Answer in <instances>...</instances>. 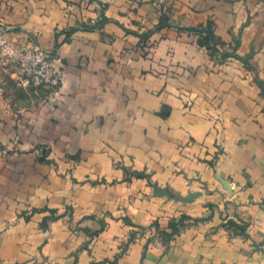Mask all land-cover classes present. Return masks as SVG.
<instances>
[{
	"label": "crops",
	"instance_id": "0c3cea01",
	"mask_svg": "<svg viewBox=\"0 0 264 264\" xmlns=\"http://www.w3.org/2000/svg\"><path fill=\"white\" fill-rule=\"evenodd\" d=\"M164 5L173 27L156 0H0L2 37L63 80L12 104L0 61V264H264V0ZM207 25L254 71L211 59ZM181 216L167 250L128 242Z\"/></svg>",
	"mask_w": 264,
	"mask_h": 264
},
{
	"label": "rangeland",
	"instance_id": "374dc122",
	"mask_svg": "<svg viewBox=\"0 0 264 264\" xmlns=\"http://www.w3.org/2000/svg\"><path fill=\"white\" fill-rule=\"evenodd\" d=\"M156 2H157L158 11L161 17V23L167 27H173L174 25L169 17L170 11L164 5L165 0H156ZM187 30H193L194 32L197 33L196 35H197L199 44L205 48L207 54L209 55L211 59H214L218 62L224 61V59H227V58H233L236 60L238 59L244 64V66L247 69L254 71V69L250 67L249 62H248L250 57L247 56L244 58H239V56L236 53L238 42H239V39H238L239 37L236 38V40H234L235 44L233 46H230L229 49L228 48L223 49L222 44L218 40H215V38L213 37L210 25H207L206 27H203V28H198V29L195 28V29H187ZM1 34L2 33L0 31V36H2ZM147 36L148 34H144L143 36L144 39H143V42H141L143 46H148L147 44L150 43L149 38ZM37 49L49 55L52 58V60L56 59L55 53L47 52L40 48H37ZM0 61L2 64L4 63L6 66H10V65L14 66L18 71L17 79L15 80L12 79V81H9L10 79L9 78L7 81H5L2 84L4 88V93L7 94L9 101L12 104H17V105L23 104L25 106H31L35 104L38 98L37 94L39 92L44 91L47 88H54L56 90V89H59L60 86L62 85V83L57 86H38V87H34L32 85H23L21 82L22 76L20 74V71L17 65L5 59L1 53H0ZM262 92L264 93V89ZM38 155H40V152L38 153ZM164 190L166 191V189ZM161 191H162L161 189H158V188L156 189L157 194L158 192H161ZM158 196L159 195H157V197ZM162 197H165L166 199H168V201L175 200L176 203L178 202L190 203L194 201V198L200 197V195L196 192L195 193L193 192L191 196L181 197V196L172 195L170 194V192L166 191L163 196H160V198ZM182 217L184 219L181 222L180 220ZM185 221L186 222L188 221L187 217L181 216L177 218H172L168 226L165 228H161L157 222H153L148 227H144V228L138 227L139 230H135L129 234L128 242L132 241L133 239L136 238L137 235H139L140 238H145L147 240V244L153 242L154 240H158V242L161 243L162 246H166L165 250H167V248L169 247V242L174 240L177 236H179L181 232L185 230V228L187 227V224L184 223ZM201 221L202 219L193 220L191 223H189V225H192V224L196 225L197 223ZM171 225H176L175 231H172ZM244 225L245 223H238L236 221L230 220V221H226L222 223L220 227L224 228L228 236H247L245 234L246 226L244 227Z\"/></svg>",
	"mask_w": 264,
	"mask_h": 264
},
{
	"label": "built area",
	"instance_id": "2783aa9c",
	"mask_svg": "<svg viewBox=\"0 0 264 264\" xmlns=\"http://www.w3.org/2000/svg\"><path fill=\"white\" fill-rule=\"evenodd\" d=\"M0 53L8 61L15 63L22 76L23 85L57 86L62 76L56 71L52 58L37 48H27L6 41L0 36Z\"/></svg>",
	"mask_w": 264,
	"mask_h": 264
},
{
	"label": "trees",
	"instance_id": "16d2710c",
	"mask_svg": "<svg viewBox=\"0 0 264 264\" xmlns=\"http://www.w3.org/2000/svg\"><path fill=\"white\" fill-rule=\"evenodd\" d=\"M183 219H184V218L182 217L180 221L182 222ZM171 226H172V227H171V228H172V231H175V229H176V225H171ZM244 227H245V225H244Z\"/></svg>",
	"mask_w": 264,
	"mask_h": 264
}]
</instances>
